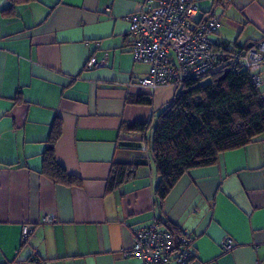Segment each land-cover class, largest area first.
<instances>
[{"label": "crops", "instance_id": "obj_1", "mask_svg": "<svg viewBox=\"0 0 264 264\" xmlns=\"http://www.w3.org/2000/svg\"><path fill=\"white\" fill-rule=\"evenodd\" d=\"M142 2L0 0V264H137L124 251L159 215L192 236L189 264H264V133L190 169L156 206L158 178L140 148L151 129L126 125L152 121L176 86L150 93L136 84L149 67L134 60L125 17ZM210 10L220 25L224 17L257 28L239 48L264 36V0H199L197 18ZM91 56L105 64L86 69ZM138 96L151 104L128 101ZM56 120L55 159L80 185L43 173ZM135 160V177L108 189L113 164ZM226 236L231 251L220 246Z\"/></svg>", "mask_w": 264, "mask_h": 264}, {"label": "trees", "instance_id": "obj_2", "mask_svg": "<svg viewBox=\"0 0 264 264\" xmlns=\"http://www.w3.org/2000/svg\"><path fill=\"white\" fill-rule=\"evenodd\" d=\"M25 1L28 0H10V7ZM220 1L213 0V4ZM208 14L207 18L213 17L211 10ZM128 101L151 104V98L143 96ZM126 129L144 135L151 129L150 139L144 137L140 148L145 145L158 178L154 196L161 210L164 198L183 174L215 164L221 153L243 147L264 133V99L260 86L251 81L248 72L218 66L199 77L179 82L172 99L152 121L128 124ZM60 132V122L56 120L43 152V173L64 185H80V178L69 175L55 159L54 144ZM141 162L113 164L108 189L132 180ZM156 220L172 235L180 232L161 215Z\"/></svg>", "mask_w": 264, "mask_h": 264}, {"label": "built area", "instance_id": "obj_3", "mask_svg": "<svg viewBox=\"0 0 264 264\" xmlns=\"http://www.w3.org/2000/svg\"><path fill=\"white\" fill-rule=\"evenodd\" d=\"M198 1L143 0L136 11L125 17L134 60L149 67L136 84L153 93L168 84L176 86L181 81L199 77L218 66L248 72L257 86L264 83V36L249 47L234 46L218 35V18H197ZM103 64L104 58L91 56L85 68ZM141 149L146 150L144 144ZM52 219V215H46L42 220L50 222ZM31 234L30 227L24 224L23 241ZM220 246L224 251H231L233 239L222 238ZM124 254L136 257L137 264H189L193 255L192 236L185 231L172 235L154 219L134 231L133 243Z\"/></svg>", "mask_w": 264, "mask_h": 264}, {"label": "rangeland", "instance_id": "obj_4", "mask_svg": "<svg viewBox=\"0 0 264 264\" xmlns=\"http://www.w3.org/2000/svg\"><path fill=\"white\" fill-rule=\"evenodd\" d=\"M198 5V3H197ZM221 25L218 28L219 34L226 38L228 41H230L232 44H238L242 45V43L245 41L246 38H258L260 36V33L258 32L257 28H255L252 25H248L245 27L242 22L237 21H229L225 24V18H221ZM217 31V32H218ZM207 77L206 79H208ZM150 135V132L149 134Z\"/></svg>", "mask_w": 264, "mask_h": 264}, {"label": "water", "instance_id": "obj_5", "mask_svg": "<svg viewBox=\"0 0 264 264\" xmlns=\"http://www.w3.org/2000/svg\"><path fill=\"white\" fill-rule=\"evenodd\" d=\"M250 46V44H248V46L247 47H249Z\"/></svg>", "mask_w": 264, "mask_h": 264}]
</instances>
